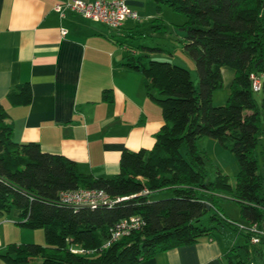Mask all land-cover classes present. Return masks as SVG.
<instances>
[{
  "label": "trees",
  "instance_id": "obj_1",
  "mask_svg": "<svg viewBox=\"0 0 264 264\" xmlns=\"http://www.w3.org/2000/svg\"><path fill=\"white\" fill-rule=\"evenodd\" d=\"M153 2L158 12L165 4L185 16L179 26L185 31L183 49L194 60L197 80L186 67L169 61L147 60L146 55L127 58L125 65L143 74L146 92L159 94L151 97L163 123L151 148L122 150L117 174L95 177L36 142L14 141L0 103V219L17 210L19 227L42 229L44 236V244L8 243L0 253L6 264H139L159 251L211 239L228 229L240 233L243 242L226 248V264H264V98L258 102L248 79L251 72H264V0ZM222 67L233 69L234 78L225 103L214 106L212 93L222 87ZM6 99L11 105H28L29 82L12 85ZM201 137L215 139L235 155L233 187L217 167L207 177L205 152L196 146ZM78 188L103 189L114 201L74 208L59 200L60 191ZM160 191L170 196L150 199ZM227 193L239 205L242 227L219 204ZM130 216H138L141 226L104 247L112 227ZM252 237L258 241L252 243Z\"/></svg>",
  "mask_w": 264,
  "mask_h": 264
},
{
  "label": "crops",
  "instance_id": "obj_2",
  "mask_svg": "<svg viewBox=\"0 0 264 264\" xmlns=\"http://www.w3.org/2000/svg\"><path fill=\"white\" fill-rule=\"evenodd\" d=\"M63 1L0 0V103L14 141L36 142L43 151L73 160L80 172L112 176L122 150L151 148L163 123L151 97L159 94L146 92L143 74L125 63L129 56H145L140 49L147 47L132 40L141 26L161 27L166 8L158 12L153 0H126L139 20L128 18L112 29L77 13L59 16L53 6ZM221 74L228 96L234 70L222 67ZM26 81L31 102L11 105L8 89ZM17 219V210L0 219V253L10 242L44 244L42 235L19 227ZM228 242L215 235L159 251L139 264H226ZM0 264L6 263L0 258Z\"/></svg>",
  "mask_w": 264,
  "mask_h": 264
},
{
  "label": "rangeland",
  "instance_id": "obj_3",
  "mask_svg": "<svg viewBox=\"0 0 264 264\" xmlns=\"http://www.w3.org/2000/svg\"><path fill=\"white\" fill-rule=\"evenodd\" d=\"M166 8L163 21V25L159 27V24L152 27L151 24L148 26H141L140 35L132 40L133 44L136 45L140 43L147 48H141L140 52L142 55L147 56V60L154 59L160 61H169L173 64L184 65L190 72L193 80H197V75L194 70V60L192 57L184 51L182 42L184 41L185 31L179 27L184 21L185 16L174 11L168 5H163ZM158 47L160 49H158ZM175 55L174 57L172 55ZM189 61L191 64H189ZM227 89L222 84V87L213 91L212 94V104L214 106L223 105L226 101ZM256 99L260 102L262 97V92L255 93ZM264 113V109L262 110ZM263 141V138H262ZM263 143V142H262ZM196 146L199 150L205 152V168L208 178H212L215 172V167L219 168L223 173L227 174L229 177V182L231 186H234L235 178L238 173V163L235 155L222 148L220 144L213 138L201 137L196 141ZM261 144L258 145V164L259 172L262 173V156H261ZM169 191H160L157 193H151L150 199L155 200L159 198L169 197ZM223 199L220 201V206L224 210V213L232 220L236 221L237 224L242 227L245 222L240 218L239 215V205L232 199L231 193L223 195ZM12 217V216H11ZM29 232H38L43 237L42 229H27ZM226 233L216 232V236L221 239H227L228 245L231 246L235 244L236 246L241 245L243 242V236L235 230L228 229ZM37 233V234H38ZM31 243H39L32 241ZM41 244V243H39ZM238 252L243 255V250L237 248ZM26 264H36V262L31 261Z\"/></svg>",
  "mask_w": 264,
  "mask_h": 264
},
{
  "label": "built area",
  "instance_id": "obj_4",
  "mask_svg": "<svg viewBox=\"0 0 264 264\" xmlns=\"http://www.w3.org/2000/svg\"><path fill=\"white\" fill-rule=\"evenodd\" d=\"M53 10L61 17L67 12L77 13L81 16L95 21L102 22L112 29H119L126 19L139 20L138 14L129 9L126 0H67L58 2L53 6ZM64 33V30L62 31ZM250 87L254 93L260 92L264 83V72H251L248 76ZM117 200L123 199L116 198ZM59 200L74 208L89 207L99 205H109L114 199L103 189L98 188H78L73 190H62L59 192ZM142 224L138 216H130L117 222L111 229L109 240L105 243L108 246L111 242L118 240L121 236L128 235L132 230L138 229ZM253 231H257L252 227ZM264 233V231H261ZM258 241V237H252L251 242ZM73 252L92 254V250L73 248Z\"/></svg>",
  "mask_w": 264,
  "mask_h": 264
},
{
  "label": "water",
  "instance_id": "obj_5",
  "mask_svg": "<svg viewBox=\"0 0 264 264\" xmlns=\"http://www.w3.org/2000/svg\"><path fill=\"white\" fill-rule=\"evenodd\" d=\"M207 208H209V206L207 205Z\"/></svg>",
  "mask_w": 264,
  "mask_h": 264
}]
</instances>
